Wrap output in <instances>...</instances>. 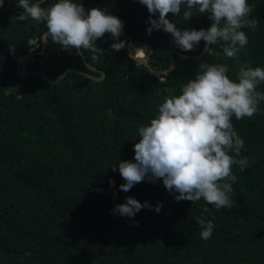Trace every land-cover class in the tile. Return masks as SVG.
<instances>
[{"label": "trees", "instance_id": "trees-1", "mask_svg": "<svg viewBox=\"0 0 264 264\" xmlns=\"http://www.w3.org/2000/svg\"><path fill=\"white\" fill-rule=\"evenodd\" d=\"M57 2L44 0L42 6ZM73 2L123 20L119 41L151 43L148 61L155 69L169 66L173 50L174 67L168 77H159L126 47L102 50L118 42L111 34L97 40L100 51L81 49L96 69L85 64L79 50H62L50 39L39 52L46 22L11 20L23 10L18 0H5L0 7V264H264V101L253 117H232L245 141L237 159L248 158L249 167H232L237 180L231 209H217L203 198L177 202L162 180H145L124 192L120 185L126 181L112 171L119 161H134L139 128L150 124L166 98L181 94L202 71L199 65L226 64L234 81L239 65L264 68V0H248L249 18L258 24L254 32L242 29L249 43L239 53V65L220 45L200 56L178 55L174 49L197 54L205 42L184 52L162 29L149 35L150 14L138 0ZM185 10L186 4L177 17L169 13L168 18L181 29L211 26L207 14L195 10L186 22ZM31 38L36 40L28 45ZM29 48L35 52L23 57L20 70L35 71L21 76L17 60ZM71 66L95 76L103 70L104 76L71 69L50 82L41 74L54 77ZM257 91L264 93V83ZM126 197L147 201L153 209L144 208L134 218L113 215ZM200 216L214 222L208 240L201 239Z\"/></svg>", "mask_w": 264, "mask_h": 264}, {"label": "clouds", "instance_id": "clouds-1", "mask_svg": "<svg viewBox=\"0 0 264 264\" xmlns=\"http://www.w3.org/2000/svg\"><path fill=\"white\" fill-rule=\"evenodd\" d=\"M149 12L147 33L163 30L171 34L173 43L182 51L196 50L204 41L209 52L213 45H220L226 57L239 65V53L249 43L242 29L253 32L257 20L250 19L253 9L248 0H138ZM5 0H0L3 7ZM43 0L30 3L18 0L23 11L11 18L26 21L31 18L46 22L45 37L62 46V50L87 49L93 53L100 51L97 40L111 34L115 42L111 45L121 50L126 41H119L123 35L124 21L108 14L102 8L86 9L83 3L73 0H58L50 7H41ZM187 6L183 19L189 22L193 10L200 15L207 14L212 21L207 29H181L168 18L172 13L177 17L181 6ZM157 13L158 18H155ZM95 58V57H94ZM202 70L194 79L182 87L178 96H171L158 107V115L148 126L138 130L139 142L134 145V161H119L118 169L126 183L120 190L128 192L134 185L147 180L155 183L162 180L166 190L174 195L177 202L204 199L217 209L233 207L230 194L237 177L232 172L233 165L243 171L249 167L248 158H240L245 141L233 127L232 117L241 120L253 117L264 93L257 86L264 83V68L239 65L237 80L229 78L226 64H201ZM254 163V159L251 161ZM109 185L114 187L115 181ZM100 191V189H97ZM178 193V195H176ZM116 194L114 193V196ZM162 202L154 210L159 213ZM153 209L145 201L126 197V202L117 204L113 215L134 218L142 209ZM206 212L207 209L205 208ZM203 240L212 237L214 222L206 217H197ZM138 223V222H137Z\"/></svg>", "mask_w": 264, "mask_h": 264}, {"label": "water", "instance_id": "water-1", "mask_svg": "<svg viewBox=\"0 0 264 264\" xmlns=\"http://www.w3.org/2000/svg\"><path fill=\"white\" fill-rule=\"evenodd\" d=\"M43 1H44V0H43ZM41 7H43L42 4H41ZM46 32H47V30H45V31L42 33V35H41V45H40V48L38 49L39 52H42V51L44 50L46 44H47V38L45 37V33H46ZM35 40H36V38H31V39H29V40L27 41V44L29 45V44L35 42ZM113 43H114V42H113ZM113 43H111L110 45H108L106 48H103L102 50H104V51H110V52H115L116 50L113 49V48L111 47V45H112ZM124 47H126V48L128 49V51H129V55H130L131 57H133V58L135 59L136 62L144 64L145 66H147V67L149 68V70H150L151 72L156 73L159 77H165V78L168 77V74H167V73H168L169 71H171V70L173 69V67H174V59H173V56H172V52H173V50H170V51H169V66H167V67H165V68L155 69V68H153V67L150 65V63H149V61H148V59H149V55H150L151 50H152V44H151V43H149V42H145V41H142V40H133V41H128V42H126L125 45H124ZM136 49H137V50H142V51H141V52H137ZM206 50H207V47H206V44H205V43H204V46H203L202 50H201L199 53H197V54L183 53V52H181V51H179V50H177V49H174V51H175L178 55H180V56H184V57H188V56H192V57H193V56H200V55H202ZM34 52H35V50H34L33 48H29L26 52L22 53L21 56L18 58V60H17V65H16V70H17V72L19 73V75L22 76V75H24V74H27L28 72H34V71H35V70H29V71H25V70L21 71V70H20V64H21V62H22L23 57H24V56H27V55H29V54H32V53H34ZM79 52H80L81 56L83 57L85 64H86L87 66H89L90 68H94V69H96V67H94L93 65H91V64L85 59L84 54H83V52L81 51V49L79 50ZM140 53H141V54H140ZM71 69H74V70H76V71H78V72L84 73V74H86L87 76H90V77H92V78H96V79H100V78H102V77L104 76V71H103V70H101V75H100V76H95V75H92V74H90V73H88V72H86V71H82V70H80V69H76V68H74V67H72V66H71V67H67L63 72H61V73L55 75L54 77H49L47 74L42 73V72H41V74H42V76H43L46 80H48V81H50V82H54V81L59 80V79H60V78H61V77H62V76L68 71V70H71ZM36 72H39V71H36Z\"/></svg>", "mask_w": 264, "mask_h": 264}, {"label": "rangeland", "instance_id": "rangeland-1", "mask_svg": "<svg viewBox=\"0 0 264 264\" xmlns=\"http://www.w3.org/2000/svg\"><path fill=\"white\" fill-rule=\"evenodd\" d=\"M36 46H37V44L34 47H36ZM140 51H142V50H140Z\"/></svg>", "mask_w": 264, "mask_h": 264}, {"label": "bare ground", "instance_id": "bare-ground-1", "mask_svg": "<svg viewBox=\"0 0 264 264\" xmlns=\"http://www.w3.org/2000/svg\"><path fill=\"white\" fill-rule=\"evenodd\" d=\"M138 52H141V51H138Z\"/></svg>", "mask_w": 264, "mask_h": 264}]
</instances>
